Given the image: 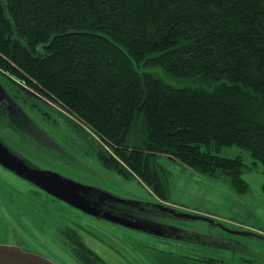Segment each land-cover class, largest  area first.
I'll return each instance as SVG.
<instances>
[{
  "label": "trees",
  "instance_id": "1",
  "mask_svg": "<svg viewBox=\"0 0 264 264\" xmlns=\"http://www.w3.org/2000/svg\"><path fill=\"white\" fill-rule=\"evenodd\" d=\"M0 77L26 104L70 114L106 166L162 200L160 155L241 194L249 167L215 152L247 149L264 172V0H0Z\"/></svg>",
  "mask_w": 264,
  "mask_h": 264
},
{
  "label": "rangeland",
  "instance_id": "2",
  "mask_svg": "<svg viewBox=\"0 0 264 264\" xmlns=\"http://www.w3.org/2000/svg\"><path fill=\"white\" fill-rule=\"evenodd\" d=\"M151 71L171 85H189ZM9 86L0 78V244L58 264H211L192 259L206 257L264 264V172L249 150L232 145L215 152L240 156L249 167L244 194L158 156L170 188L162 200L136 174L106 166L100 141L70 114L21 104ZM143 137L137 122L129 143Z\"/></svg>",
  "mask_w": 264,
  "mask_h": 264
},
{
  "label": "water",
  "instance_id": "3",
  "mask_svg": "<svg viewBox=\"0 0 264 264\" xmlns=\"http://www.w3.org/2000/svg\"><path fill=\"white\" fill-rule=\"evenodd\" d=\"M180 217L204 219L201 215L173 212ZM0 264H58L39 253L28 251L19 245L0 244Z\"/></svg>",
  "mask_w": 264,
  "mask_h": 264
},
{
  "label": "flooded vegetation",
  "instance_id": "4",
  "mask_svg": "<svg viewBox=\"0 0 264 264\" xmlns=\"http://www.w3.org/2000/svg\"><path fill=\"white\" fill-rule=\"evenodd\" d=\"M1 78V77H0ZM2 79V78H1ZM7 83V82H6ZM9 88H10V91H11V95L16 99V101H18V102H20L21 104H23L22 103V101L15 95V92L12 90V88L9 86Z\"/></svg>",
  "mask_w": 264,
  "mask_h": 264
}]
</instances>
